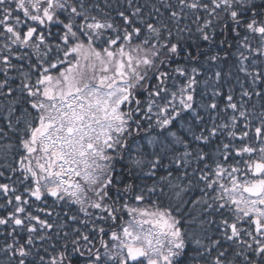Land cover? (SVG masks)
<instances>
[{
  "label": "snow or ice",
  "instance_id": "1",
  "mask_svg": "<svg viewBox=\"0 0 264 264\" xmlns=\"http://www.w3.org/2000/svg\"><path fill=\"white\" fill-rule=\"evenodd\" d=\"M0 264H264V0H0Z\"/></svg>",
  "mask_w": 264,
  "mask_h": 264
}]
</instances>
